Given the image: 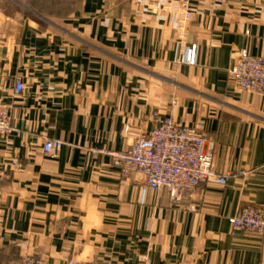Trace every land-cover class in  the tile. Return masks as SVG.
I'll use <instances>...</instances> for the list:
<instances>
[{
	"label": "crops",
	"instance_id": "crops-1",
	"mask_svg": "<svg viewBox=\"0 0 264 264\" xmlns=\"http://www.w3.org/2000/svg\"><path fill=\"white\" fill-rule=\"evenodd\" d=\"M191 5L192 19L174 24L179 0H0L11 126L0 135V264L29 254L49 264H264V235L229 223L264 205V99L229 76L242 50L264 52V0ZM193 45L197 65L181 63ZM167 117L202 131L213 168L230 178L178 206L165 190L141 204L135 177L89 150L120 152L131 143L125 125L148 134ZM45 139L63 142L57 159L43 156Z\"/></svg>",
	"mask_w": 264,
	"mask_h": 264
},
{
	"label": "built area",
	"instance_id": "built-area-1",
	"mask_svg": "<svg viewBox=\"0 0 264 264\" xmlns=\"http://www.w3.org/2000/svg\"><path fill=\"white\" fill-rule=\"evenodd\" d=\"M192 0H179V7L171 12L174 24L192 19ZM223 4L226 0H207ZM248 34V32L246 33ZM199 47L193 45L181 63L195 66L198 63ZM229 76L237 91L264 99V52L253 56L242 50L232 65ZM21 78L16 77L14 92L21 93ZM11 131L8 106L0 98V135ZM124 134L131 137V143L120 152H107L90 149L93 157L107 155L112 166L118 168L124 178L134 176L139 185L140 203H144L148 190H165L170 201L178 206L184 197L193 198L202 183L211 182L225 185L230 175L218 173L212 166L211 156L206 152V135L195 127L177 123L172 117L164 118L148 134L132 135L130 126L125 125ZM63 142L45 139L42 146L44 157L55 160ZM11 168L22 171L17 160L11 161ZM238 175H245L238 172ZM234 230L247 234L264 235V205H246L229 219ZM18 264H48L35 255H25ZM65 264H105L102 262H83L70 259Z\"/></svg>",
	"mask_w": 264,
	"mask_h": 264
},
{
	"label": "rangeland",
	"instance_id": "rangeland-1",
	"mask_svg": "<svg viewBox=\"0 0 264 264\" xmlns=\"http://www.w3.org/2000/svg\"><path fill=\"white\" fill-rule=\"evenodd\" d=\"M32 255H35V257H37V258H40V259H43V260H45L44 258H41L39 255H37V254H32ZM46 261V260H45ZM69 261V260H68ZM78 261H81V260H78ZM47 262V261H46ZM67 262V261H66ZM83 262H87V261H83ZM48 263V262H47ZM49 264V263H48Z\"/></svg>",
	"mask_w": 264,
	"mask_h": 264
}]
</instances>
